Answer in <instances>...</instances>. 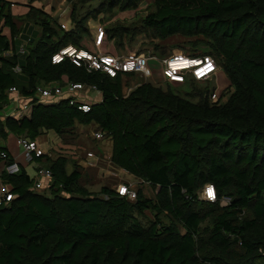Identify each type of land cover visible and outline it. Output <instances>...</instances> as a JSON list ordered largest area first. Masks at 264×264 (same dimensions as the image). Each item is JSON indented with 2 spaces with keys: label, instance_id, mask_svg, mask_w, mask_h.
Listing matches in <instances>:
<instances>
[{
  "label": "trees",
  "instance_id": "obj_1",
  "mask_svg": "<svg viewBox=\"0 0 264 264\" xmlns=\"http://www.w3.org/2000/svg\"><path fill=\"white\" fill-rule=\"evenodd\" d=\"M91 1L73 0L67 30L27 7L39 28L32 37L31 23L16 25L12 3L0 0V110L14 94L25 100L18 117L0 115V137L34 139L46 130L69 137L74 125L94 123L110 141L109 163L147 184L151 196L140 187L133 200L109 186L89 191L64 155L34 157L50 171L45 190H32L20 165L1 173L13 197L0 203V264L264 262V0H151L133 25L103 24L117 49L142 34L154 48L211 54L231 88L220 103L209 102L207 85L193 79L185 82L188 98L149 81L124 95L120 76L88 72L66 56L52 63L67 45L84 49L88 18L136 9L140 0H97L76 16V4ZM173 35L186 44L156 42ZM63 80L93 85L98 99L83 112L68 98L36 97L37 86ZM207 184L213 201L198 197Z\"/></svg>",
  "mask_w": 264,
  "mask_h": 264
},
{
  "label": "built area",
  "instance_id": "obj_2",
  "mask_svg": "<svg viewBox=\"0 0 264 264\" xmlns=\"http://www.w3.org/2000/svg\"><path fill=\"white\" fill-rule=\"evenodd\" d=\"M59 26L67 30L64 23H59ZM91 34L92 44L96 49L95 52L76 49L72 45H67L51 56V62H58L61 60L62 56H66L75 65L82 64L88 72L99 71L108 77L120 76L123 81L122 87L124 95H127L133 86L140 82L149 81L156 84L162 81L171 85L173 83L185 84L187 79H193L200 84L207 85V99L209 102H223L222 96H220V93L217 91L218 86H209L211 82L218 84L217 74L224 76L211 54L199 53V51L187 52L182 48L169 46H165L163 50H161L160 47L154 48L152 45H141V41L137 43L136 41L134 42V45H137L133 50L121 52L119 51L120 49H115L113 39L107 38L103 24L96 25L91 30ZM104 43L108 44L107 51L101 50V46ZM108 48H111V51H109ZM19 51H23L22 44L19 46ZM180 61H185L186 63L184 65L175 64ZM12 71L18 72L19 67L16 65L12 68ZM154 75L156 76V80L153 79ZM127 76H137L140 80L133 84H128L124 81V78ZM14 90V87L8 88V92H14ZM35 90L36 97L39 99L56 100L60 97L68 98L69 104L76 105V108L83 112L89 109L88 102L82 100V98L88 97L85 93L88 91H96V93L99 94L93 85L65 80L61 81V83L49 82L43 86H37ZM76 91H80L79 97L75 95ZM1 111L4 112L3 109H1ZM9 112L10 115L14 117V108ZM19 113L20 110L15 111L17 117ZM3 114L0 112L2 117H4ZM92 137L94 139H102L104 137V132L97 129L92 133ZM15 142L27 161L33 160L34 157H43L48 154L34 139H29L20 135L16 136ZM58 153L62 154L61 152ZM85 156L93 157V153L91 151H86ZM0 160L3 161L0 167V203H6L13 195L8 190L7 184L2 181L1 173H17L19 164L13 157L9 159L8 154L4 150H0ZM50 183L51 174L49 169L45 166L36 165L34 175L32 176V190H45ZM113 188L119 196H124L128 200H133L135 198V189L129 183L119 182L116 183ZM198 197L206 201L215 200L213 187L209 184L204 185L199 191Z\"/></svg>",
  "mask_w": 264,
  "mask_h": 264
},
{
  "label": "rangeland",
  "instance_id": "obj_3",
  "mask_svg": "<svg viewBox=\"0 0 264 264\" xmlns=\"http://www.w3.org/2000/svg\"><path fill=\"white\" fill-rule=\"evenodd\" d=\"M19 2H14V7H12V11L14 13V19L15 24L19 25V27L22 25L23 21L25 19L28 20L29 23H31V27L29 32L34 34L32 37H36L39 33V28L37 25L32 24V18L30 16L25 15V9L22 8V4L20 2H24V5L26 7H33V8H41L44 12L52 16L55 21L58 23H64L65 27L67 29L70 26V22L68 15L69 11L71 9V4L73 0H18ZM97 5V0L91 1L87 4H84L82 6L77 5L75 6L77 10V15H83L85 12H88L89 9L94 8ZM152 3L151 0H140L137 5L136 9H126V10H114L111 14H105L103 12L99 13L96 17V19L88 18L87 20V26L89 29V34L84 35L81 41V46L84 48V50H87L89 52H95V47L92 44V34L91 30L98 24H106L108 22L114 21L118 23H123L124 25H133L136 20H138L140 17L145 15L148 11L152 9ZM102 17V18H101ZM179 35H173L172 37H169L167 41L165 42H159L165 45H180L181 42L184 43V39H181L178 37ZM149 38H146L144 35L140 34L137 35L135 38L136 43L141 41V45H144L145 42H147ZM125 43V42H124ZM137 45V44H136ZM136 45H134V42L131 44H123L122 48L119 51H126V50H133L136 48ZM150 45V44H149ZM108 44L104 43L101 46L102 51H107ZM115 49H117L115 47ZM109 51H111V48H108ZM153 79L156 80V76H153ZM140 79L137 76H127L124 78V81H126L128 84L138 82ZM217 83L211 82L209 84L210 87H217V91L222 94V101H224L231 91V88L228 87V81L226 78L220 74H217ZM161 88L166 87V83L160 81L157 82ZM170 90L172 92L179 93L181 96L188 98V92L190 91V88L186 84H176L173 83L170 85ZM93 95L91 97H95V91H93ZM187 93V94H186ZM10 109V106H7L6 108ZM76 127L78 128V131L74 137V139H69L72 141H67V143H70L71 145L67 146V149L64 148L61 145V142L58 139V135L53 133L51 130H46L43 133L39 135L37 140L40 142L41 146L45 148V151L50 154L49 157L53 158L55 157L56 153L53 151H60L62 154L67 156L68 158V164L66 165V169L70 170L73 166V162L77 164V168L80 172V179L79 182L81 185H83L87 190L89 191H97L100 186H109L113 187L114 183L119 182H126L129 183L134 189L136 187H140L143 194L146 197L151 196V190L149 186L145 183H141L137 178L132 176L131 174L119 171L117 167L114 165H111L108 161V140L106 137H103L102 139H94L92 137V133L97 130V126L94 123H88V124H77ZM69 134V133H66ZM72 134V133H71ZM70 134V135H71ZM74 134V133H73ZM0 145L6 146L12 154H18L21 155L20 160H23L25 170L30 176L34 175L33 167L28 165V163L25 160V157L23 156L21 149L16 146H14V138L11 134L8 135L6 138L0 137ZM86 151H91L93 153V157H86L85 153ZM86 159V160H85ZM32 161V160H31ZM82 161V163H81ZM2 161L0 160V163ZM34 161H32L33 163ZM45 161H35V166H45ZM34 165V164H33ZM145 215L147 218H152L151 213L149 211H145ZM164 222L165 220L162 219ZM251 264H264V262L261 259H256Z\"/></svg>",
  "mask_w": 264,
  "mask_h": 264
},
{
  "label": "crops",
  "instance_id": "obj_4",
  "mask_svg": "<svg viewBox=\"0 0 264 264\" xmlns=\"http://www.w3.org/2000/svg\"><path fill=\"white\" fill-rule=\"evenodd\" d=\"M7 1H10L11 3H12V5H11V7H10V9H11V13H13V11H12V7H14V2H19L18 0H7ZM21 4H22V8L23 9H25V11H26V9H27V7L24 5V2H20ZM14 14V13H13ZM52 17V16H51ZM69 22V21H68ZM21 28L23 27V23H22V25L20 26ZM70 27V26H69ZM21 31H22V33H28V30L27 29H20V33H21ZM179 37V36H178ZM180 38H182V37H180ZM168 40V38L167 39H165V40H162V41H160V42H165V41H167ZM80 91H76V93H75V95L77 96L78 95V97H79V93ZM94 93H93V91H88L87 93H85V95L86 96H88V97H86V98H82V100H84V101H86V102H91V101H96L97 99H98V97H99V95H98V93H95V97H91L92 95H93ZM25 102V100H23L21 97H19V96H17V95H15L14 94V98L13 99H11V102H9L7 105H5L2 109H3V111L4 112H2L1 110H0V112L3 114V116H6V115H10V110L12 111L13 110V108H14V117H17L16 116V114H15V111H17V110H20V106L23 104ZM7 106H10V109H8V111H6L7 109ZM1 118H3V117H1ZM77 125V124H76ZM76 125H74L73 127H72V130H71V133H72V135H70L69 137H66V135L64 136V135H58V134H56V135H58L59 137H58V139L60 140V141H63V142H61V145L64 147V148H66L67 149V146H69V145H71L70 143H67V141H72V140H69V139H74V137H75V135H76V133H77V131H78V128L76 127ZM44 131H42V133H43ZM76 132V133H75ZM54 133V132H53ZM74 133V134H73ZM9 135V134H8ZM8 135L6 136V138L8 137ZM40 135V134H39ZM39 135L38 136H36L35 138H34V140L38 143V145L45 151V148L44 147H42L41 146V144H40V142L37 140V138L39 137ZM13 136V135H12ZM13 138H14V146H15V148H16V142H15V138H16V136H13ZM107 140H108V138H107ZM6 147V146H5ZM6 149H7V151H8V153H9V155L11 156V157H13L14 158V160L20 165V166H22L23 168H24V170L26 169L25 168V166H24V163H23V160H20V157H21V155H18V154H12V152L10 151V149H8L7 147H6ZM53 152H55L56 153V155H58V154H60V153H58V152H60L59 150L58 151H53ZM48 153V152H47ZM62 153V152H61ZM109 153H110V141L108 140V152L106 153L107 154V156H108V161H109ZM23 154V153H22ZM47 155H49L50 156V154H47ZM55 155V156H56ZM64 155V154H63ZM24 156V155H23ZM65 156V155H64ZM65 157H67V156H65ZM26 160V159H25ZM32 161H34V160H32ZM32 161H27L26 160V162L28 163V165H30V166H32L33 168V172H34V169H35V161L32 163ZM2 163H3V161L0 163V167L2 166ZM81 163H82V161H81ZM34 164V165H33ZM111 164V163H110ZM118 170L119 171H123V170H121V169H119L118 168ZM26 171V170H25ZM27 172V171H26ZM32 177V176H31ZM117 183V182H116ZM116 183H114V184H116ZM114 187V186H113ZM112 187V188H113Z\"/></svg>",
  "mask_w": 264,
  "mask_h": 264
},
{
  "label": "bare ground",
  "instance_id": "obj_5",
  "mask_svg": "<svg viewBox=\"0 0 264 264\" xmlns=\"http://www.w3.org/2000/svg\"><path fill=\"white\" fill-rule=\"evenodd\" d=\"M67 49H69V48H67ZM186 62L185 61H180V62H178V63H175L176 65H184Z\"/></svg>",
  "mask_w": 264,
  "mask_h": 264
},
{
  "label": "clouds",
  "instance_id": "obj_6",
  "mask_svg": "<svg viewBox=\"0 0 264 264\" xmlns=\"http://www.w3.org/2000/svg\"><path fill=\"white\" fill-rule=\"evenodd\" d=\"M60 61V60H59Z\"/></svg>",
  "mask_w": 264,
  "mask_h": 264
}]
</instances>
